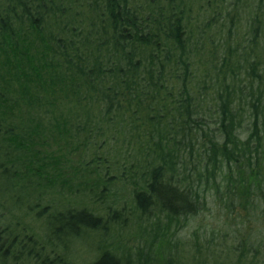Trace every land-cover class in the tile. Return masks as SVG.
I'll return each instance as SVG.
<instances>
[{"label":"trees","instance_id":"trees-1","mask_svg":"<svg viewBox=\"0 0 264 264\" xmlns=\"http://www.w3.org/2000/svg\"><path fill=\"white\" fill-rule=\"evenodd\" d=\"M17 163L63 199L26 209H51L45 240L0 227L1 264H81L66 251L88 232L102 242L86 264H181L176 235L212 209L189 259L264 264V0H0L9 194ZM130 222L153 230L136 250L114 243Z\"/></svg>","mask_w":264,"mask_h":264},{"label":"rangeland","instance_id":"rangeland-1","mask_svg":"<svg viewBox=\"0 0 264 264\" xmlns=\"http://www.w3.org/2000/svg\"><path fill=\"white\" fill-rule=\"evenodd\" d=\"M59 153L62 154L60 150H59ZM81 156L82 154L81 152H79V150H76V149L73 150L71 154L67 156L68 158V161L66 163L67 169L74 168L75 166H77L78 165L77 161L81 159L80 158ZM88 159L89 157H87V160ZM12 166L13 168L11 169V166L7 165V168L12 170V171H9V173L11 174L12 172H14L13 175H11L12 177L10 178V180L8 179L10 183V189H11L10 194L3 188L2 181L0 180V201L8 199L9 195L14 196L13 198L15 199H10V200H7V202H3L2 205L0 204V227L9 225V224L14 225L18 223L17 224L18 228L26 226L28 230L27 231L28 234L34 233L35 235H38L36 237L41 236L38 239L34 237L36 238V240L40 241V239L42 240V238H44L45 236V232L43 229L47 230L46 220L45 219L43 220L42 216L44 217L45 215H47L49 210L51 209L46 208L45 212L42 215H40V218L35 217V212H29L30 213L28 214L29 216L28 215L25 216L27 214L26 209L27 207L29 208L32 206V204L34 203V197L39 198L41 207L46 205L47 204L46 202H48V200L46 199L47 190H52V192L54 193L52 196L56 197L57 201L59 202L62 201L63 199V197L61 196L62 194L59 193L61 192V188L59 184L55 182L53 183L50 189L49 188L45 189V187L43 186L44 181L40 180L38 176L33 175V173H31L32 170L29 169L27 165H24L22 163H17L16 165L14 164ZM32 182L33 183L36 182V184H33ZM117 189L119 190L121 194H124V195L127 191V189H123L120 186L117 187ZM55 192H58V193H55ZM63 194L66 195L67 193H63ZM31 196L33 198H29ZM57 196H61V197H57ZM16 197L17 198L18 197L20 198L28 197L29 199L25 198L24 200H22L21 204L18 205L16 202V200L18 199H16ZM41 198H43V200L45 199V202H42ZM69 201L71 205L75 207H78L79 205L83 203L86 204V200L82 196L71 197ZM89 204H91L90 201H89ZM122 204L123 203H120L113 207L115 209L116 208L120 209ZM95 213L100 214L103 217L107 215V212L104 209V207L103 208L101 207V209H98L97 211H95ZM218 217H219V214L217 213L216 209H212V210L204 212L203 214H199L198 216L194 217V219H189L185 223L184 227L176 235V237L181 240V243H185L184 245L180 247L179 250L181 252L178 254V257L181 259V262H182L181 264H200L201 260H197V261L193 260L194 261L193 262L191 259H189L190 255L194 254V251H193V248L190 242L187 243V240L191 238V234L193 232H196L197 235L200 236L201 238L202 235L207 230L214 229L215 225H217V228H218L220 224V219ZM29 223H31V225ZM12 228H15V227H12ZM123 231L124 232L122 234L127 233L126 238H124L123 240H120V236H119L117 239H115L114 243L116 244L119 241V244H116V245L121 246L122 243L124 242L126 246L131 247L133 250H136L137 247L142 246L143 243L139 239V235L141 236V234H143V231H145L144 236H146L144 238L147 239L148 236H153V232H152L153 230H151V228L147 225V223H143L142 227H137V225L134 222L132 223L130 222V225H127L126 229H124ZM62 237L63 236H61V238ZM71 240L72 242L69 245V248H67L68 250L66 251L68 258H71L72 260L78 263H81V264L89 263L95 258L94 251L96 249L97 242L99 243L102 242V241H98V237H96V233H90V232L85 233L81 237L73 238ZM59 241H61V239ZM40 244L43 245L44 243H40ZM166 254H169V252L166 251ZM1 258H4V257L1 256ZM1 258H0V264L2 263ZM24 260L26 259L24 258ZM204 264H207V263H204Z\"/></svg>","mask_w":264,"mask_h":264}]
</instances>
